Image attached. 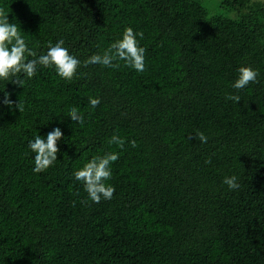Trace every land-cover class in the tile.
Here are the masks:
<instances>
[{
  "label": "trees",
  "instance_id": "16d2710c",
  "mask_svg": "<svg viewBox=\"0 0 264 264\" xmlns=\"http://www.w3.org/2000/svg\"><path fill=\"white\" fill-rule=\"evenodd\" d=\"M0 7L37 57L62 39L81 61L71 81L54 66L13 77L23 87L0 80V264H264V0ZM128 27L144 33V72L122 60L83 66ZM240 67L258 82L235 89ZM6 93L22 112L3 103ZM57 127V160L36 173L28 142ZM113 135L122 149L109 145ZM108 152L119 153L106 181L115 193L97 204L73 173ZM231 176L238 189L223 183Z\"/></svg>",
  "mask_w": 264,
  "mask_h": 264
},
{
  "label": "clouds",
  "instance_id": "9594fccd",
  "mask_svg": "<svg viewBox=\"0 0 264 264\" xmlns=\"http://www.w3.org/2000/svg\"><path fill=\"white\" fill-rule=\"evenodd\" d=\"M8 12L0 7V80H8L20 87L24 86L23 79H13L19 74H24L27 78H33L36 75L38 66L48 68L55 67L56 72L62 79L71 81L76 74L77 68L81 66V61L69 54V50L63 47L64 40H59L53 45L48 44L46 54L39 55L28 46L25 38L21 35V29L8 20ZM137 36L143 39L144 33L134 32L131 27L125 28L122 39L112 43L103 55L95 54L90 56L83 62V66L99 64L108 68H119V61H124L127 67H130L142 73L146 70L145 65V48L139 45ZM33 57V59H28ZM239 76L233 84L237 90L246 88L250 83H256L259 72L251 67H240L238 69ZM228 100L235 103L240 102L239 95H229ZM3 103L10 109L15 107L20 112L23 111V103L19 100L14 104L9 98V94H5ZM100 103L99 98L89 97V104L95 108ZM68 117L81 126L84 124V116L76 107H71ZM63 132L59 127L53 129L47 134L46 139L40 135H36L33 140L28 142L34 156L36 173L46 171L57 160V154L60 149L57 146L58 141L62 138ZM201 143H207V136L203 132H198L193 137ZM109 145H116L123 148L125 140L118 135H113L108 140ZM131 146L136 147L135 140L131 141ZM119 159V153L108 152L103 156H94L82 168L74 171L75 180L83 183L84 190L88 194V198L94 203H100L101 200H111L115 187L107 184L106 181L112 177L111 164ZM210 162V161H206ZM224 184L229 190L239 188L237 177H225ZM87 203V201H82Z\"/></svg>",
  "mask_w": 264,
  "mask_h": 264
},
{
  "label": "rangeland",
  "instance_id": "374dc122",
  "mask_svg": "<svg viewBox=\"0 0 264 264\" xmlns=\"http://www.w3.org/2000/svg\"><path fill=\"white\" fill-rule=\"evenodd\" d=\"M207 3H211V4H218L219 2H221L222 0H205Z\"/></svg>",
  "mask_w": 264,
  "mask_h": 264
}]
</instances>
